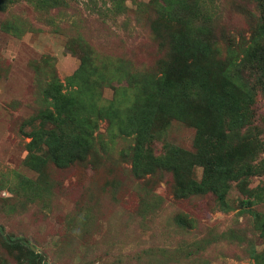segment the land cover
<instances>
[{"label":"rangeland","instance_id":"obj_1","mask_svg":"<svg viewBox=\"0 0 264 264\" xmlns=\"http://www.w3.org/2000/svg\"><path fill=\"white\" fill-rule=\"evenodd\" d=\"M262 28L264 0H0V264H257L264 174L243 163L264 161V90L254 122L230 131L222 162L236 179L220 170L222 201L181 191L162 159L170 147L196 152V119L211 141L208 101L189 105V121L151 109L146 151L121 118L163 81L217 92L231 74L264 81L251 69ZM182 168L203 177L201 163Z\"/></svg>","mask_w":264,"mask_h":264},{"label":"trees","instance_id":"obj_2","mask_svg":"<svg viewBox=\"0 0 264 264\" xmlns=\"http://www.w3.org/2000/svg\"><path fill=\"white\" fill-rule=\"evenodd\" d=\"M262 30L264 32V28H262ZM258 51L259 53H263L262 58L258 61L256 58L253 59L254 63L251 69L254 72H258V69L262 67L260 68L262 73L261 76L264 77V46H254V54H257ZM228 82L229 83H227V86H224L222 91L217 92L210 90L204 81H197L195 83H190L188 81L169 83L168 81H163L160 87L156 88L154 93H147L143 97L142 104L138 102V104L135 103L129 107L126 112L127 118L125 120L121 118V123L128 126L126 133L137 131V151H141L142 149L146 151L147 147H143L142 145L146 137L142 128V123L144 119L150 117L151 109L158 107L163 117L167 116L177 120L189 121L191 118L188 111L189 105L199 101L204 107L209 108L208 103L207 106L204 103L208 101L213 110L214 117H216V131L211 141H207L206 144L204 143L203 126L200 120L196 119L191 121L196 128L194 140L196 152L190 153L179 148L170 147L162 156V159L169 165L173 164L176 166L175 172L179 178L184 180V184L180 188L181 191H197L196 189L198 188L210 189L221 201L224 199V192L228 185H223L225 181L219 176L220 170H223L226 175H230V177H227V181L236 179L231 163L222 162L223 154L228 155L232 152L230 131L232 132L234 128H238L239 125H242V120L243 122L245 121L244 123L248 122L249 124L254 122L255 111L253 110V104H255L256 101V92L259 88L264 90V81L260 78H257V80L251 84L246 78L243 79L240 76H233L231 74L229 75ZM201 87H203L206 92H203ZM232 88L237 89L238 92L236 93ZM58 117L59 123H63L66 119V114L63 109L60 110ZM227 130L229 131L226 133ZM260 142L261 140L256 136L253 140L254 150L252 160H254L258 154L259 149L257 146ZM203 143L205 148H203ZM136 155L138 157L137 153ZM220 156L222 158H220ZM149 157L152 163L159 162V158L153 156L150 152ZM214 158L215 161L213 162ZM34 159L39 158L34 156ZM191 162L201 163L203 165V177L199 182L191 178L188 179L189 176L187 177L186 174H183L185 171L183 168L181 169L182 164L187 166L189 171ZM260 162L261 161L255 164L247 162L246 164L243 163V165L248 171H252L255 175H263L264 161ZM135 165L138 166V162L135 163ZM243 174L246 175L247 172L241 171L239 177ZM241 190L246 194L244 202L249 204L253 203L254 200L251 199L254 192L253 189H249L246 185L242 184ZM29 251L33 254L31 249ZM255 258H257V264H264V250L258 253Z\"/></svg>","mask_w":264,"mask_h":264}]
</instances>
